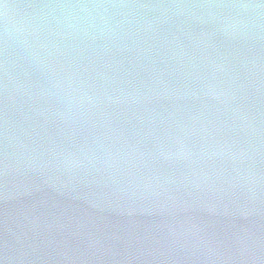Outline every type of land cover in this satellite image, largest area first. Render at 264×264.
Masks as SVG:
<instances>
[{
    "label": "water",
    "instance_id": "water-1",
    "mask_svg": "<svg viewBox=\"0 0 264 264\" xmlns=\"http://www.w3.org/2000/svg\"><path fill=\"white\" fill-rule=\"evenodd\" d=\"M44 2L61 0H0V35ZM185 17L52 21L32 37L45 47L10 50V92L0 43V264H251L242 249L264 248V28ZM6 132L33 150L7 173Z\"/></svg>",
    "mask_w": 264,
    "mask_h": 264
},
{
    "label": "clouds",
    "instance_id": "clouds-1",
    "mask_svg": "<svg viewBox=\"0 0 264 264\" xmlns=\"http://www.w3.org/2000/svg\"><path fill=\"white\" fill-rule=\"evenodd\" d=\"M32 7L35 11L32 12L27 21L11 24L6 22L3 33L0 35V43H2L4 52L3 71L6 92H10V69L14 66L10 50L18 47L25 49L45 47L34 42L32 37L52 21L57 25H65L70 29L81 25L96 27V22L99 21V24L103 25L100 29L103 32L104 28L110 27L112 31L121 28L123 24L130 22L127 19L129 15L135 16L140 12H159L166 17L179 19L185 17L186 12L199 9L208 12L209 15L223 17L231 26L237 27L239 31H233L232 35L234 36L258 38L260 30L264 28V0H259L258 3L243 2V0L230 3H188L182 2V0H175V2L168 4L129 2V0H76V2H63L61 0V2H44ZM57 10L60 15L52 16L51 21H49V15ZM5 14L7 15V6ZM117 15H121L125 19H116ZM55 86L61 87L62 80L57 81ZM69 95L71 99V94ZM83 95L88 96L87 93ZM88 99L91 100L92 97L88 96ZM5 139L7 143L5 145L3 165L5 173H7L12 168L11 161L13 158L18 163L22 152L30 154L33 150L23 142L17 141L13 145L7 132L5 133ZM9 147H14L16 151L9 153L7 151ZM134 211L129 210L128 214L131 215ZM242 255L251 264H264V248L260 245H246L242 249Z\"/></svg>",
    "mask_w": 264,
    "mask_h": 264
}]
</instances>
